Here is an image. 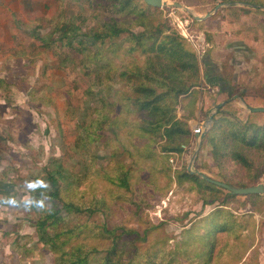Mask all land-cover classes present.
<instances>
[{
	"label": "rangeland",
	"instance_id": "1",
	"mask_svg": "<svg viewBox=\"0 0 264 264\" xmlns=\"http://www.w3.org/2000/svg\"><path fill=\"white\" fill-rule=\"evenodd\" d=\"M164 1L167 5L148 11L144 21L164 22L175 30L199 63L195 97L180 96L175 117L190 131L219 109L251 127L264 125V112L248 110L264 107V0ZM115 2L0 0V184L5 185L0 195V264H56L87 250L89 264H101L113 239L121 250L119 258H132L134 264H203V256L192 252L200 251L205 241H191L184 232L216 203L202 205L197 191L176 182L174 169L177 160L181 169L187 168L195 142L179 156H169L161 130L144 134L150 118L130 105L128 81L119 76L134 65L144 66L146 55L126 53L132 45L127 31L115 39L122 46L116 55L108 51L109 44L101 49L87 42L79 45L80 36L71 32L63 38L71 24L83 36L105 27L113 16L119 20ZM208 13L203 20L194 18ZM132 20L129 15L125 21L128 31H142ZM208 59L210 75L222 74L215 93L224 91L225 84L231 87L223 100L202 85L201 60ZM201 93L209 107L203 105V116L194 118ZM208 149L203 138L192 168L215 179ZM248 156L263 157L254 152ZM119 169L129 173L128 188L115 183ZM251 171L260 172L254 185L264 184L261 166ZM51 174L58 179L63 201L54 206L61 210L60 218L56 223L49 219L43 232L36 223L53 206L38 192L52 190ZM64 201L97 210L68 213L62 209ZM236 210L251 212L246 203ZM252 216L257 224L260 220L259 227L242 236L245 244L253 239L256 248L242 258L234 255V246L221 256L214 252L211 264H264V208ZM220 243L224 246L226 240Z\"/></svg>",
	"mask_w": 264,
	"mask_h": 264
},
{
	"label": "trees",
	"instance_id": "2",
	"mask_svg": "<svg viewBox=\"0 0 264 264\" xmlns=\"http://www.w3.org/2000/svg\"><path fill=\"white\" fill-rule=\"evenodd\" d=\"M113 7L116 8L117 13L121 14L119 20L113 16L108 25L100 30L96 29L83 34V36L80 29L71 24L72 26L63 34V38L71 32L72 36L74 34L77 37L80 36V39H77L79 45L87 42L101 49L109 44L108 49L110 50L108 51L116 55L122 46L115 39L122 33L128 32L126 40L131 41L132 45L127 47L126 53L146 55L144 66L134 65L131 69L127 68L119 74L120 78L128 81V91L131 95L128 97L130 105L150 118L145 120L144 134L158 133L161 130L166 141L163 150L169 153V156L177 157L183 152L181 146L189 145L188 143L193 139L192 131L187 128L184 120L175 117L173 109L180 96L187 97L192 94L195 97L196 87L200 83L196 52L180 34L165 27L164 22L152 25L144 21L147 12L156 10L158 7L147 5L143 0H116ZM129 15L133 16L132 23L143 27L142 31L136 33L128 31L125 21ZM67 44L71 45L72 39H69ZM81 52L83 53V50ZM194 100L195 98L192 99ZM204 145L209 147L208 154L216 166L217 171L214 173L216 180L239 187L253 186L260 178V172L251 170L260 165L264 173V125L251 127L235 117L227 116L222 109H219L204 136ZM250 152L262 154L263 157H249ZM176 162L177 168H174L178 170H176V182L180 185L183 182L187 183L188 190L197 191L202 198V205L216 203L209 213L202 216L199 214L200 216L191 220L184 232L191 241H205L200 251L193 250L192 256H197V258L203 256L201 260L203 264H211L210 260H213L214 252L221 256L224 252L230 251L233 246L236 248L234 255L237 257L240 255L242 258L246 253L250 254L256 245L253 239L249 244H245L242 232L252 233L255 227H259L260 220L258 224L254 222L252 214H260L264 208V195L231 194L195 174H190L187 168L181 169L178 160ZM239 168L245 169L248 174L240 173ZM118 171L115 183L122 188H128L129 173L122 169ZM38 183L35 182L32 185L36 188ZM49 183L52 190L50 189L46 194L38 192L40 199L47 198L53 206L36 223V228L43 232L49 225V219H52L50 223H56L60 218L61 210L54 206L56 201H63L58 190V179L54 174L49 176ZM245 203L250 206L251 212L235 213L236 207L243 206ZM62 206V209L68 213L92 214L97 210L96 208H81L70 201H64ZM102 230L113 234L106 229V226H102ZM223 239L226 240L224 246L220 243ZM42 240L46 241L44 237ZM96 250L93 248L92 251L96 252ZM120 251L117 241L113 239L111 246L103 255L101 264H134L132 258L126 261L120 259L118 255ZM90 253L91 251L87 250L84 255H72L56 264H89ZM181 254L183 255L184 252ZM220 256L217 255L216 259Z\"/></svg>",
	"mask_w": 264,
	"mask_h": 264
},
{
	"label": "water",
	"instance_id": "3",
	"mask_svg": "<svg viewBox=\"0 0 264 264\" xmlns=\"http://www.w3.org/2000/svg\"><path fill=\"white\" fill-rule=\"evenodd\" d=\"M143 1L147 5H150V6H153V7H158V8L167 5L164 0H143ZM220 5H217L215 7V10ZM176 6L180 7L181 5L176 4ZM210 15H211V13H208V14H206L203 17L194 16V18L196 20H203L206 17H209ZM227 101L228 100H225L223 102H220V103L216 104L212 114H214L220 107H222L224 104H226ZM248 110L250 112H264V107H250V106H248ZM211 119H212V115H210L208 117V119H207V126H208V123L211 122ZM207 126H205L206 128H205L204 132H202L200 135H195V137H196L195 147L193 149V152L191 154V158H190L189 163L187 165V171L190 174H195V175L201 177L202 179L206 180L207 182H209L211 184H214L216 186H219V187L225 189L226 191H228L229 193L234 194V195L263 194L264 193V184H262V183H259V184L254 185V186H246V187L234 186V185H230V184H227V183L219 181V180H215V179L203 174L202 172L192 168L194 159H195V157L197 155V152H198V150H199V148L201 146V143H202V140H203V138L205 136L206 130L208 129Z\"/></svg>",
	"mask_w": 264,
	"mask_h": 264
},
{
	"label": "crops",
	"instance_id": "4",
	"mask_svg": "<svg viewBox=\"0 0 264 264\" xmlns=\"http://www.w3.org/2000/svg\"><path fill=\"white\" fill-rule=\"evenodd\" d=\"M211 56V55H210ZM212 57V56H211ZM209 59L211 60V61H213L210 57H209ZM209 59L208 60H205V61H203L202 62V60H201V63H202V65H203V67H204V70L202 69L201 70V79H202V81H203V83H202V85L204 84V85H206L205 87H207V88H209V89H212L213 91H212V94H214V95H212L213 96V98L215 97V99L216 98H221V100H223L224 98H223V96L224 95H226V94H229L230 93V90L231 89H229V88H231V87H229V86H227L226 84L225 85H223V87L225 88V89H223L224 91H222V92H219V94H217L218 93V91H217V93H215V90H218V88H217V86H218V83L217 82H220L222 79H221V73H219V75H217L216 76V78H213L212 77V75H210V72H209V65H210V62H209ZM214 62V61H213ZM202 67V68H203ZM216 70L218 71V70H220V68H219V65H217V67H216ZM224 81V80H223ZM209 82V83H208ZM227 92V93H226ZM215 94H216V96H215ZM207 102V99H206V96L204 95L203 96V94L201 93V95H200V99H199V103H197V108H198V110L195 112V117L194 118H198L199 116H203L202 115V111H201V109H202V107H203V105H205V103ZM217 103V102H216ZM205 106H207V105H205ZM207 107H209V106H207ZM206 108H204V110H205ZM206 111V110H205ZM193 120V119H192ZM204 121L202 120V122H199V123H197V124H202ZM192 131V130H191ZM193 138L194 139H196V137H195V135H193ZM4 189H5V185H3V184H0V195H1V192H4ZM248 255H249V253H247ZM246 257H247V255H246ZM262 257V256H261ZM259 261H261V258L259 259ZM261 264V263H260Z\"/></svg>",
	"mask_w": 264,
	"mask_h": 264
},
{
	"label": "built area",
	"instance_id": "5",
	"mask_svg": "<svg viewBox=\"0 0 264 264\" xmlns=\"http://www.w3.org/2000/svg\"><path fill=\"white\" fill-rule=\"evenodd\" d=\"M205 126H207V121H204L202 124H197V126L192 129V135H200L202 132H204L206 128ZM194 142H196V139L193 138L191 143L194 144ZM181 147L183 150L188 148L186 145H182ZM173 160V157H171L170 161L173 162Z\"/></svg>",
	"mask_w": 264,
	"mask_h": 264
}]
</instances>
